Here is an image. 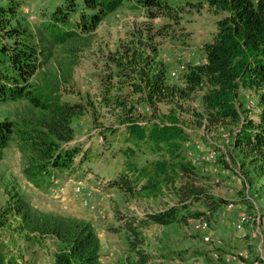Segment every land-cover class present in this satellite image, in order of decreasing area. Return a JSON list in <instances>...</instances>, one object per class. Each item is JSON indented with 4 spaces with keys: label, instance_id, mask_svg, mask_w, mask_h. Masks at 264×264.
<instances>
[{
    "label": "trees",
    "instance_id": "16d2710c",
    "mask_svg": "<svg viewBox=\"0 0 264 264\" xmlns=\"http://www.w3.org/2000/svg\"><path fill=\"white\" fill-rule=\"evenodd\" d=\"M24 1L0 0V101L26 99L35 113L28 112L21 120L0 121V159L17 132L28 180L53 181L61 178L64 171L81 172L83 163L92 157L91 149L85 152L87 148L74 141L73 122L94 107L95 101L89 95L63 100L58 79H70L67 75L47 79L46 87L38 89L35 74L48 62L52 45L85 37L124 0H64L52 11H44L48 19L36 27L21 12ZM136 1L149 22L134 27L107 54L108 69L100 74L99 103L119 111L115 112L118 123L125 126L122 144L111 156L107 155L111 159L123 156L124 161L118 162L117 171L100 186L126 197L150 198L170 193L177 198V203L145 217L119 216L118 222L107 228L113 233L126 232L128 248L138 258L137 264H146L151 258L142 247L147 222L168 225L200 217L210 221L205 207L193 210L191 204L203 201L208 211L214 212L222 202L197 180L195 165L184 151L190 137L182 122L187 112L184 103L194 92L203 90L204 111L192 112L211 124L237 123L234 147L246 157L255 155L256 168L264 176V0ZM205 6L219 15L216 30L203 44L205 60L187 64L182 84L172 81L169 67L157 57L159 41L186 43L188 15ZM157 17L161 20L156 22ZM241 86L259 93L256 117L243 116L240 111ZM142 104L148 110L145 122L138 108ZM106 131L118 135L120 130L102 132ZM143 146L157 158L141 163L138 151ZM7 194V199L0 202V264H34L8 245L6 239L14 233L35 242L52 238L56 250L50 264H102L100 239L90 220L41 211L19 189H9Z\"/></svg>",
    "mask_w": 264,
    "mask_h": 264
},
{
    "label": "rangeland",
    "instance_id": "374dc122",
    "mask_svg": "<svg viewBox=\"0 0 264 264\" xmlns=\"http://www.w3.org/2000/svg\"><path fill=\"white\" fill-rule=\"evenodd\" d=\"M63 1L25 0L21 12L36 27L48 19L44 11H52ZM218 17L207 6L194 10L185 21V30L189 32L186 43L159 39L157 57L169 67L167 72L172 81L182 84L181 76L187 70L188 62L199 64L205 60L203 44L211 39ZM154 20L157 22L161 19L157 17ZM144 21H148V18L142 6L136 0H124L116 11L105 16L85 37L69 38L52 45L48 62L35 74L34 83L38 89L46 87L47 79L67 75L70 79H58L63 100H77L89 95L95 101L94 107H90L89 111L73 122L76 132L74 141L78 140L87 148L85 152L91 149L92 153L90 160L86 159L83 163L84 170L76 174L64 171L65 175L53 181L41 178L31 182L24 173V159L19 149L17 132L0 159V202L7 199L9 189H19L41 211L90 220L100 239L102 264H137L139 261L128 248L126 232L113 233L107 230L108 226L118 222L119 216L145 217L146 214L160 212L177 203V198L170 193L150 198L126 197L114 189L100 186L117 171L120 166L118 162L124 161L123 156L111 159L107 155L111 156L114 150H118L125 133V126L119 125L118 114H115L119 111L109 110L99 103L102 85L100 74L108 69L107 54L127 38L129 31L144 24ZM64 31L60 32L61 36H64ZM258 94L253 88H239L238 105L243 116L256 117L260 110ZM184 105L187 112L182 115V122L190 136L184 151L195 165L193 169L199 175L197 180L215 199H221L222 202L214 212H209L208 205L203 201L191 204L193 210L205 207L210 219V241H205L202 232L194 229V218L187 223L173 222L168 225L147 222L143 227L145 242L142 247L151 258L146 264H226L212 259L210 252L216 249L222 253L244 249L249 257L243 263L251 264L249 259L257 257L259 241L250 232L238 231L235 222L242 210L264 214V176L256 168L255 155L246 157L234 147L237 123L211 124L202 115L199 117L192 112L204 111L203 90L194 92ZM138 108L142 112L141 120L145 122L148 110L143 104ZM160 110L164 111L165 107L161 106ZM28 112L35 113V110L26 99L0 101V121L6 118L21 120ZM115 128L120 130L118 135L102 132ZM212 151H215L214 156L205 159L204 156ZM157 156L145 146L138 151L141 163L150 162ZM77 185L82 187L83 193H89L87 203L74 193ZM230 203L234 205L231 208L228 206ZM6 240L14 253L22 252L23 259L34 264H48L56 250L52 238L35 242L26 240L23 234L14 233Z\"/></svg>",
    "mask_w": 264,
    "mask_h": 264
},
{
    "label": "built area",
    "instance_id": "2783aa9c",
    "mask_svg": "<svg viewBox=\"0 0 264 264\" xmlns=\"http://www.w3.org/2000/svg\"><path fill=\"white\" fill-rule=\"evenodd\" d=\"M214 154L215 151H212L211 153L207 154V156H204V158L209 159L210 157H213ZM74 193L76 195H80L85 203L88 202L89 193H83V189L80 185H77L74 188ZM228 206L231 208L234 205L230 203ZM194 220V229L198 232H202V237L205 241L212 240L209 221L205 217H200ZM235 227L238 231L250 232L251 236L259 241L257 246V257L250 258L249 260L251 261V264H264V214L258 211L251 213L246 210H242L238 213ZM210 254L213 260L221 261L226 264H245L243 263L244 260L249 257V254L244 249H236L232 252L225 253H222L218 250H212ZM48 264H50V262H48Z\"/></svg>",
    "mask_w": 264,
    "mask_h": 264
},
{
    "label": "crops",
    "instance_id": "0c3cea01",
    "mask_svg": "<svg viewBox=\"0 0 264 264\" xmlns=\"http://www.w3.org/2000/svg\"><path fill=\"white\" fill-rule=\"evenodd\" d=\"M84 190H85V188H84ZM115 223H117V221H116ZM246 264H247V263H246Z\"/></svg>",
    "mask_w": 264,
    "mask_h": 264
}]
</instances>
